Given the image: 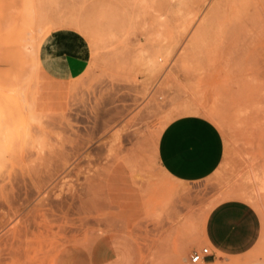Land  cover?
<instances>
[{"label":"rangeland","instance_id":"1","mask_svg":"<svg viewBox=\"0 0 264 264\" xmlns=\"http://www.w3.org/2000/svg\"><path fill=\"white\" fill-rule=\"evenodd\" d=\"M62 30L81 52L60 84L39 59ZM183 105L223 137L202 180H172L157 158ZM131 189L147 206L142 264H184L226 198L249 202L261 233L222 262L264 264V0H0V264H87Z\"/></svg>","mask_w":264,"mask_h":264},{"label":"crops","instance_id":"2","mask_svg":"<svg viewBox=\"0 0 264 264\" xmlns=\"http://www.w3.org/2000/svg\"><path fill=\"white\" fill-rule=\"evenodd\" d=\"M81 52V39L69 30L58 31L43 48L39 59L42 76L56 83L71 79ZM224 141L218 126L206 116L183 114L162 129L157 158L164 172L175 181H197L219 167ZM126 187H132L126 185ZM118 211L109 228L99 232L87 253V264H142L143 248L135 235V225L143 219L147 206L133 190L118 193ZM139 199V200H138ZM261 218L246 200L226 198L216 202L203 215L199 232H192L186 244L191 252L184 264H225L222 260L247 253L258 242ZM202 247L209 253L198 262L191 255Z\"/></svg>","mask_w":264,"mask_h":264},{"label":"built area","instance_id":"3","mask_svg":"<svg viewBox=\"0 0 264 264\" xmlns=\"http://www.w3.org/2000/svg\"><path fill=\"white\" fill-rule=\"evenodd\" d=\"M209 253L208 248L207 247H202L198 252H194L191 255V261L192 262H198L203 260V258ZM37 264H50L48 262H44V263H37Z\"/></svg>","mask_w":264,"mask_h":264},{"label":"bare ground","instance_id":"4","mask_svg":"<svg viewBox=\"0 0 264 264\" xmlns=\"http://www.w3.org/2000/svg\"><path fill=\"white\" fill-rule=\"evenodd\" d=\"M55 3H56V2H55ZM207 59H208V58H207ZM182 107H183V110H184V111H192V113H193V112H197V111H199V108H197L196 106H194V107H190V106H187V105H185V106L183 105ZM101 109H102V108H101ZM101 109H100V110H101ZM205 111H206V110H205ZM205 111H204V112H205ZM201 112H202V111H201ZM206 112H207V111H206ZM208 114H209L211 117H215V116L213 115V113H211V112H208ZM97 118H98V117H97Z\"/></svg>","mask_w":264,"mask_h":264}]
</instances>
